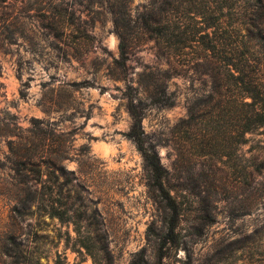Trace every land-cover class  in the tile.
<instances>
[{"label":"rangeland","instance_id":"1","mask_svg":"<svg viewBox=\"0 0 264 264\" xmlns=\"http://www.w3.org/2000/svg\"><path fill=\"white\" fill-rule=\"evenodd\" d=\"M151 1L0 0V264H94L85 246L104 264V242L111 264H155L167 210L128 136L129 87L181 206L179 241L163 264H264V128L234 150L226 113L238 97L234 80L210 96L202 67L171 75L175 65L140 25ZM120 32L128 45L124 70L117 66ZM253 43L250 73L264 84V39ZM157 76L171 105L152 103ZM190 107L196 124H179ZM209 128L225 135L201 156L194 137ZM17 136L61 156L70 173L57 170L52 179L69 220L40 209V184L12 169L8 140ZM260 163V174H247Z\"/></svg>","mask_w":264,"mask_h":264},{"label":"trees","instance_id":"2","mask_svg":"<svg viewBox=\"0 0 264 264\" xmlns=\"http://www.w3.org/2000/svg\"><path fill=\"white\" fill-rule=\"evenodd\" d=\"M116 23L119 27L118 22ZM140 25L157 42L159 54L175 65L171 75L180 74L176 67H202L212 81L210 96L223 94V88H227L230 80H234L237 86L235 94L238 97L234 98V103L227 108L226 113L233 120L234 128L229 133V139L235 151L245 143L247 133L264 128V84L252 79L254 74L249 69L253 42L264 39V0H152L149 9L140 14ZM49 27L55 36L63 35V30L57 25L51 24ZM120 36L117 66L124 70L128 59V45L121 32ZM153 87L152 103L160 106L171 105L172 102L166 96L165 83L158 76ZM125 95L133 119L128 136L135 142L143 157L149 172V186L157 192L167 210L164 218L165 229L159 237L155 262L163 264L168 249L179 241L176 228L181 206L167 187L168 172L160 162L158 152L152 144H147L142 128L144 115L140 100L135 102L137 96L131 87ZM194 111V107H190L188 119H183L179 124L191 122L195 125ZM224 135L225 133L217 134L213 128L207 129L204 134L195 135L199 155H207L220 144ZM44 145L42 142H35L31 137L17 136V139L8 140L12 169L26 180L40 184L43 194L46 195L39 200L40 209L51 217L67 221L69 216L66 218L57 204L55 194L58 186L52 176L57 177V170L60 175H67L70 171L58 164L61 159L59 153L45 152ZM262 167V163L256 166L251 164L247 174H260ZM46 180L50 181L48 186L45 185ZM75 232L79 234L80 229L75 228ZM85 247L91 254L93 263L102 264L95 252L88 246ZM99 250L103 254L104 264H111V255L105 242ZM131 264H135V259Z\"/></svg>","mask_w":264,"mask_h":264}]
</instances>
